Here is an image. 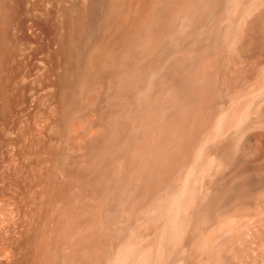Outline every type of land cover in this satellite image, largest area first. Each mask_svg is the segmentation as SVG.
Listing matches in <instances>:
<instances>
[{"label": "rangeland", "instance_id": "374dc122", "mask_svg": "<svg viewBox=\"0 0 264 264\" xmlns=\"http://www.w3.org/2000/svg\"><path fill=\"white\" fill-rule=\"evenodd\" d=\"M0 264H264V0H0Z\"/></svg>", "mask_w": 264, "mask_h": 264}, {"label": "bare ground", "instance_id": "6f19581e", "mask_svg": "<svg viewBox=\"0 0 264 264\" xmlns=\"http://www.w3.org/2000/svg\"><path fill=\"white\" fill-rule=\"evenodd\" d=\"M210 200H211V199H210ZM211 202H212V201H211ZM213 202H214V201H213ZM209 203H210V202H209ZM212 205H213V204H212ZM205 207H206V206H205ZM205 207H204V208H205ZM207 207H208V206H207ZM207 207H206V210H207ZM208 209H209V208H208ZM206 210H205V212H208V210H207V211H206Z\"/></svg>", "mask_w": 264, "mask_h": 264}]
</instances>
